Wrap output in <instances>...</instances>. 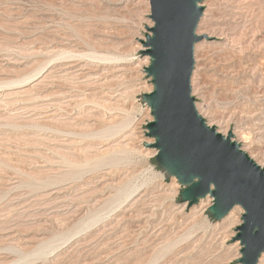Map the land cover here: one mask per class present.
<instances>
[{"label": "rangeland", "instance_id": "374dc122", "mask_svg": "<svg viewBox=\"0 0 264 264\" xmlns=\"http://www.w3.org/2000/svg\"><path fill=\"white\" fill-rule=\"evenodd\" d=\"M201 5L196 107L264 168V0ZM149 14L0 0V264H242L243 208L215 219L209 195L181 201L149 146Z\"/></svg>", "mask_w": 264, "mask_h": 264}, {"label": "water", "instance_id": "95a60500", "mask_svg": "<svg viewBox=\"0 0 264 264\" xmlns=\"http://www.w3.org/2000/svg\"><path fill=\"white\" fill-rule=\"evenodd\" d=\"M152 26L142 44L149 63L144 70L152 89L143 94L152 119L146 136L153 138L157 163L183 186L189 206L209 195L208 210L223 218L234 206L243 208L235 239L242 264H256L264 251V168L232 133L222 134L198 111L192 95L194 47L203 0H148Z\"/></svg>", "mask_w": 264, "mask_h": 264}, {"label": "bare ground", "instance_id": "6f19581e", "mask_svg": "<svg viewBox=\"0 0 264 264\" xmlns=\"http://www.w3.org/2000/svg\"><path fill=\"white\" fill-rule=\"evenodd\" d=\"M148 63H149V62H148ZM37 80H38V79H37ZM244 138H245V137H244ZM208 197H211V196H207V198H208ZM209 199H210V198H209ZM235 207H237V206H235ZM232 212H233V210L230 211L229 215L232 214ZM231 216H232V215H231ZM262 256H263V255H262ZM261 261H262V257H260V259H259V263H260Z\"/></svg>", "mask_w": 264, "mask_h": 264}]
</instances>
